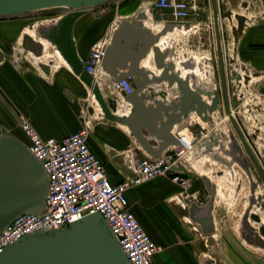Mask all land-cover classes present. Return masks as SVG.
Listing matches in <instances>:
<instances>
[{
    "label": "crops",
    "instance_id": "obj_1",
    "mask_svg": "<svg viewBox=\"0 0 264 264\" xmlns=\"http://www.w3.org/2000/svg\"><path fill=\"white\" fill-rule=\"evenodd\" d=\"M153 1L110 0L80 10L73 17L68 38L77 68L63 59L50 41L54 42L51 36L57 30L53 27L64 14L39 20L34 19L35 12L0 17V136L9 133L27 141L18 123V112L28 117L43 138L60 140L87 124L88 145L104 164L112 184L132 175L124 154L128 149L157 157L175 145V131L183 123L181 129L188 125L189 116H197L196 101L206 103L205 96L219 91L214 25L210 0L209 5L198 0L199 12L192 14L184 27L173 22L167 11L155 9ZM220 2L223 11L228 10L222 24L229 26L226 32L234 42L231 44L236 45L238 60L264 82V0H217L219 10ZM123 21L129 24L117 40L115 53L120 56L137 50L138 36L147 38L164 25L173 24L172 30L159 37L153 47L166 52L165 63L173 62L168 74L178 73L187 83L181 91L176 82L169 85L167 80H161L163 68H156L150 47L138 64L146 76L139 80L141 87L136 96L142 99L143 106L135 110L141 112L135 115L132 127L102 115L84 69L92 46L104 37H108L109 45L112 33ZM34 41L40 44L39 50L32 47ZM186 62L193 68L181 65ZM102 63L103 59L98 67L102 92L120 102L122 91L114 92L107 86L110 79ZM131 82L136 91L138 88ZM126 107L118 103L114 114L123 116ZM215 141L216 137L209 138L199 154L234 164L238 154L231 151L230 145L214 150ZM215 191L209 212L203 211L210 199V188L204 180L199 183L192 179L184 191L169 177L162 176L126 191L132 213L161 248L152 264H264V256L253 247L257 245L247 244L236 230L217 221ZM260 236L264 239V227Z\"/></svg>",
    "mask_w": 264,
    "mask_h": 264
},
{
    "label": "water",
    "instance_id": "obj_2",
    "mask_svg": "<svg viewBox=\"0 0 264 264\" xmlns=\"http://www.w3.org/2000/svg\"><path fill=\"white\" fill-rule=\"evenodd\" d=\"M108 1L110 0H0V17L21 15L57 7L71 9V13L53 27L57 32L51 36L54 38V42L51 39L50 41L56 45L63 58L77 68L78 64L71 52L68 40L73 17L84 8L102 5ZM210 6L215 33L216 60L223 111L264 184V169L249 147L244 134L230 110L217 0H210ZM140 22L137 24L140 25ZM128 24V22L123 21L112 33L111 41L106 47L102 58V65L111 81H118L129 76L138 89L129 94L122 91L121 95L123 98L119 102L117 97L105 95L102 92L103 87L101 88L91 75L85 73L88 75L87 84L91 87L92 94L103 113L102 115H106L111 120L125 123L132 127L135 115L141 112L135 110L143 106L142 99L136 96L141 87L139 80L141 77L146 76L145 72L138 68V64L142 58L146 57L150 47H153V44L158 42L159 37L167 31L172 30L173 24L168 23L164 25L161 31L151 36L149 34L147 38L138 36L136 38V41L139 43L137 50H129L126 54L120 56L115 53L117 40ZM39 46L40 44L36 41L32 43V47L37 50H39ZM152 49L156 68H163L160 76L161 80H167L169 85L176 82L177 87L181 91H184L187 85L185 79H183L184 81L181 80L178 77V73L168 74L174 65L172 61L164 62V58L167 56L166 52H159L157 47H153ZM181 65L185 68H193L190 62L181 63ZM118 69H126V71H117ZM196 102L198 104V109L195 111L196 114L203 121H207L209 118L206 113L219 108V93H214V99L210 105H207L203 101ZM118 103L121 105L125 103L132 104L133 111H130L131 114L129 116L115 115ZM184 126L185 123L181 127ZM173 139H175L173 142L178 144L175 136H173ZM138 140L143 141L140 137ZM161 149H164V146H161ZM204 182L210 188V199L205 204L203 211L209 212L214 196V188L207 178L204 179ZM47 188L48 177L46 171L41 162L29 151L26 143L9 133L2 134L0 136V233L14 219L23 214H40L45 206ZM249 203L252 205V198H250ZM246 214L247 211H245L242 217V237L249 243L264 248L262 243L258 244L255 234L251 232L252 226L249 224ZM0 264L130 263L106 220L100 213L93 212L59 228L24 235L0 252Z\"/></svg>",
    "mask_w": 264,
    "mask_h": 264
},
{
    "label": "built area",
    "instance_id": "obj_3",
    "mask_svg": "<svg viewBox=\"0 0 264 264\" xmlns=\"http://www.w3.org/2000/svg\"><path fill=\"white\" fill-rule=\"evenodd\" d=\"M152 5L157 10L167 11L171 20L182 27L187 26L190 16L200 10L198 0H154ZM261 17L264 18V13ZM219 27L223 34V24L220 20ZM108 42V37L97 41L84 62L86 73L99 85L98 79L101 76L98 75V67ZM207 70H212V67ZM208 71L205 74L208 75ZM226 78L228 87V76ZM107 86L114 92L123 91L126 94L134 90L129 76L118 81L110 80ZM218 93L220 99V83ZM205 98V102L210 105L214 94ZM124 105L127 107L126 111L121 113L123 116L130 113L131 107L129 103ZM222 110L220 102L219 108L206 113L208 122L201 121L197 114L198 120L195 119L197 116H189L188 125L174 133L178 144L167 148L157 157L143 154L134 148L125 151L132 175L124 177L116 184L110 183L104 164L88 145L87 122L79 130L56 140L43 138L28 117L18 112L19 126L27 138L26 145L45 169L48 188L45 206L40 214H23L0 233V252L24 235L59 228L90 213L98 212L108 223L130 264H152L154 255L160 252L161 248L150 238L132 213L125 193L129 188L158 176L169 177L181 189L188 190L192 182L190 173L193 171L190 161L194 154L204 150L211 137H216L217 144L213 149L222 150L223 144L216 129L217 114ZM224 117L228 118L226 115ZM229 130L227 129L228 132Z\"/></svg>",
    "mask_w": 264,
    "mask_h": 264
},
{
    "label": "rangeland",
    "instance_id": "obj_4",
    "mask_svg": "<svg viewBox=\"0 0 264 264\" xmlns=\"http://www.w3.org/2000/svg\"><path fill=\"white\" fill-rule=\"evenodd\" d=\"M199 1L202 4L205 2V4L209 5V0ZM220 6V10L218 8V17H220V22L223 23V17L228 14V10L223 11L221 2ZM217 7H219L218 3ZM64 10L66 9L63 7L37 10L33 12H43L45 14L34 13L33 15L34 19L39 20L42 17L49 16L46 15L49 11H56V14L53 15H58L62 14ZM226 31V26H223L221 43L223 56H225V74L228 76L230 110L234 114L249 147L264 169V92H262L264 82L259 75L251 73L238 60L236 45L231 44L234 42L231 41V37L227 35ZM220 102L222 103L221 97ZM217 115V134L224 147L225 145H230L231 151H234L236 155L238 154V158H235L237 161L228 165L215 157L204 156L197 151L190 161L193 168L190 176L193 180L199 181V183L207 178L214 190H216L214 201L217 221L220 224L227 228L231 227L236 230L238 235H241L242 217L247 211L248 222L252 227H255L251 231L255 234L258 244L262 243L264 246V239L260 236L264 227V184L229 119L224 117V111L222 110ZM227 129H230L229 132ZM250 198H252V205L249 203ZM253 247H255L256 252L264 256L263 247Z\"/></svg>",
    "mask_w": 264,
    "mask_h": 264
},
{
    "label": "flooded vegetation",
    "instance_id": "obj_5",
    "mask_svg": "<svg viewBox=\"0 0 264 264\" xmlns=\"http://www.w3.org/2000/svg\"><path fill=\"white\" fill-rule=\"evenodd\" d=\"M63 8H65V7H63ZM66 10H64L63 12H62V14H64V16H67L69 13H71V9H69V8H65ZM43 13V12H42ZM43 14H45V13H43ZM53 14H56V11L54 12V11H49V12H47L46 13V15H49V16H52ZM26 143V142H25Z\"/></svg>",
    "mask_w": 264,
    "mask_h": 264
},
{
    "label": "bare ground",
    "instance_id": "obj_6",
    "mask_svg": "<svg viewBox=\"0 0 264 264\" xmlns=\"http://www.w3.org/2000/svg\"><path fill=\"white\" fill-rule=\"evenodd\" d=\"M163 45V44H162ZM64 59V58H63Z\"/></svg>",
    "mask_w": 264,
    "mask_h": 264
}]
</instances>
